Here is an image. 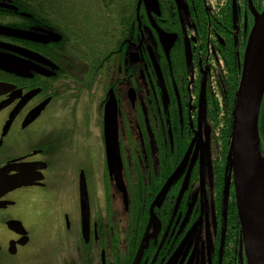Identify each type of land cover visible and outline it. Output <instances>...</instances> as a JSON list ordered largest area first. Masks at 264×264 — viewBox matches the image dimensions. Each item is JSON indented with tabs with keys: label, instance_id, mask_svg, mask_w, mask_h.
Instances as JSON below:
<instances>
[{
	"label": "flooded vegetation",
	"instance_id": "af4514ba",
	"mask_svg": "<svg viewBox=\"0 0 264 264\" xmlns=\"http://www.w3.org/2000/svg\"><path fill=\"white\" fill-rule=\"evenodd\" d=\"M253 10L264 0H0V167L42 166L37 184L0 196V264H247L216 167L219 107L234 69L240 78ZM108 100L126 201L106 168ZM94 149L118 203L89 211L85 235L79 180L89 197ZM40 228L61 247L52 261L30 256Z\"/></svg>",
	"mask_w": 264,
	"mask_h": 264
},
{
	"label": "water",
	"instance_id": "95a60500",
	"mask_svg": "<svg viewBox=\"0 0 264 264\" xmlns=\"http://www.w3.org/2000/svg\"><path fill=\"white\" fill-rule=\"evenodd\" d=\"M0 67H3V64ZM8 88L7 83L0 81V96L6 93ZM263 93L264 10L261 13L254 11V23L246 41L241 63L231 120L228 175L224 196L226 204L229 182L232 181L240 226L241 247H243L247 264H264V180L261 175L264 158L259 151L258 138V118ZM4 105L5 103L0 101V110ZM36 114L37 111L30 112L25 120L29 122ZM10 123L11 118L3 125L1 136L6 134ZM104 142L108 176L113 179L116 188L123 194L126 201L118 146L116 110L112 100H108L104 115ZM186 157L170 175L157 198L178 176L185 165ZM41 168L38 162L17 163L15 161L0 167V196L17 187L37 184L42 179ZM190 170L191 164L185 175L180 195L187 184ZM11 171L14 173H10ZM79 208L82 217V231L86 235L89 228L90 204L83 173L80 174L79 180ZM151 211H153V205Z\"/></svg>",
	"mask_w": 264,
	"mask_h": 264
},
{
	"label": "rangeland",
	"instance_id": "374dc122",
	"mask_svg": "<svg viewBox=\"0 0 264 264\" xmlns=\"http://www.w3.org/2000/svg\"><path fill=\"white\" fill-rule=\"evenodd\" d=\"M3 119L4 116L0 114V126ZM92 154L93 162L88 168H85L88 179V190L90 192V211H104L106 209L107 200H110L114 206H117L118 193L114 184L108 181L105 175L102 150L94 149ZM96 208H98V210H96ZM34 246L35 248L30 256L39 261L45 259H48L47 261H52V257L57 256L61 249L45 228H40L36 233L34 237Z\"/></svg>",
	"mask_w": 264,
	"mask_h": 264
},
{
	"label": "trees",
	"instance_id": "16d2710c",
	"mask_svg": "<svg viewBox=\"0 0 264 264\" xmlns=\"http://www.w3.org/2000/svg\"><path fill=\"white\" fill-rule=\"evenodd\" d=\"M238 78L239 73L237 71V68L234 69V78L231 79L229 86L227 87V90L229 91L228 97L225 98L224 102L220 103V119H219V128L217 129V132L219 133V141L220 139H224V150L221 151V155L223 156V160L221 162L220 166L216 167V173L217 177H220V181L218 183V188L221 186V200L222 197L225 196L226 193V177L228 173V151H229V144H230V133H231V120H232V113H233V107H234V100L236 95V90L238 86ZM224 113V114H223ZM258 138H259V151L261 156L264 158V112L259 114L258 118ZM175 169V166H172L169 168V171L166 172V178L172 173V171ZM230 188L232 189V183L229 182V188H228V195L226 198V203L228 207V211H232V214L234 215V219L236 224L238 225L237 221V209H236V203H235V197L233 195V189L231 190V197L229 198ZM219 189V190H220ZM231 213V212H230Z\"/></svg>",
	"mask_w": 264,
	"mask_h": 264
},
{
	"label": "bare ground",
	"instance_id": "6f19581e",
	"mask_svg": "<svg viewBox=\"0 0 264 264\" xmlns=\"http://www.w3.org/2000/svg\"><path fill=\"white\" fill-rule=\"evenodd\" d=\"M261 175H262L263 180H264V168H261Z\"/></svg>",
	"mask_w": 264,
	"mask_h": 264
}]
</instances>
